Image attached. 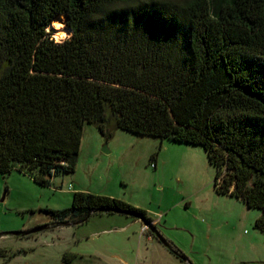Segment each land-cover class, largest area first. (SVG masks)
<instances>
[{
  "label": "trees",
  "instance_id": "obj_1",
  "mask_svg": "<svg viewBox=\"0 0 264 264\" xmlns=\"http://www.w3.org/2000/svg\"><path fill=\"white\" fill-rule=\"evenodd\" d=\"M59 16L61 45L45 31ZM85 124L202 147L215 192L263 231L264 0H0V175L49 188ZM117 211L145 216L88 192L42 210L55 226Z\"/></svg>",
  "mask_w": 264,
  "mask_h": 264
},
{
  "label": "rangeland",
  "instance_id": "obj_2",
  "mask_svg": "<svg viewBox=\"0 0 264 264\" xmlns=\"http://www.w3.org/2000/svg\"><path fill=\"white\" fill-rule=\"evenodd\" d=\"M214 174L200 146L121 130L105 142L85 124L74 172L49 188L14 171L0 175V264H264V230L254 226L260 211L218 195ZM75 192L122 200L145 216L94 215L12 235L50 225L42 210L69 208ZM148 226L169 248L157 247Z\"/></svg>",
  "mask_w": 264,
  "mask_h": 264
},
{
  "label": "water",
  "instance_id": "obj_3",
  "mask_svg": "<svg viewBox=\"0 0 264 264\" xmlns=\"http://www.w3.org/2000/svg\"><path fill=\"white\" fill-rule=\"evenodd\" d=\"M115 213H122V212H115ZM69 222H64V223H60V225H69ZM50 227V225H42V226H38L32 229H28V230H24V231H18V232H14L12 235L17 236V237H23V236H28L34 233H38L41 232L43 230H46ZM148 229L150 230V232L154 235V237L156 238V240L161 243L164 247L169 248L168 243L160 236V234L153 229L151 226H148Z\"/></svg>",
  "mask_w": 264,
  "mask_h": 264
},
{
  "label": "clouds",
  "instance_id": "obj_4",
  "mask_svg": "<svg viewBox=\"0 0 264 264\" xmlns=\"http://www.w3.org/2000/svg\"><path fill=\"white\" fill-rule=\"evenodd\" d=\"M66 28V25L63 23L62 18L60 20L52 21L50 26L45 29L46 32H50L52 29H56V35L59 37V39H53V42L61 45L72 38V33H69L67 31H64L63 29Z\"/></svg>",
  "mask_w": 264,
  "mask_h": 264
},
{
  "label": "crops",
  "instance_id": "obj_5",
  "mask_svg": "<svg viewBox=\"0 0 264 264\" xmlns=\"http://www.w3.org/2000/svg\"><path fill=\"white\" fill-rule=\"evenodd\" d=\"M16 174H19V173H17L16 172ZM19 175H22V174H19ZM24 176V175H23ZM105 215V214H104ZM124 216L125 217V219H131V217H128V216H125V215H122V214H118V213H115V214H111V215H107V216ZM71 225H74V224H71ZM151 237V236H150ZM157 241V240H156ZM157 247H159V248H163V246L161 245V243H159L158 241H157ZM120 263L121 264H128L126 261H124V260H120ZM159 263V260H155V261H153L152 262V264H158Z\"/></svg>",
  "mask_w": 264,
  "mask_h": 264
},
{
  "label": "bare ground",
  "instance_id": "obj_6",
  "mask_svg": "<svg viewBox=\"0 0 264 264\" xmlns=\"http://www.w3.org/2000/svg\"><path fill=\"white\" fill-rule=\"evenodd\" d=\"M62 17L61 16H59V17H57L56 19H54V21H58V20H60ZM64 31H67V32H69L66 28L65 29H63ZM55 31H57L56 29H55ZM55 39H59V37L56 35V32H55Z\"/></svg>",
  "mask_w": 264,
  "mask_h": 264
},
{
  "label": "flooded vegetation",
  "instance_id": "obj_7",
  "mask_svg": "<svg viewBox=\"0 0 264 264\" xmlns=\"http://www.w3.org/2000/svg\"><path fill=\"white\" fill-rule=\"evenodd\" d=\"M53 227H55V225H53L52 223H50V228H53ZM146 230L149 232V233H151L150 231H149V229L148 228H146ZM152 234V233H151ZM153 235V234H152ZM153 237H154V235H153ZM155 238V237H154ZM156 239V238H155Z\"/></svg>",
  "mask_w": 264,
  "mask_h": 264
}]
</instances>
